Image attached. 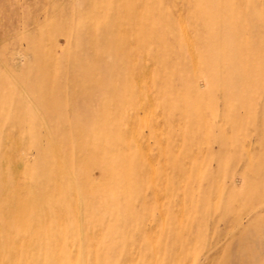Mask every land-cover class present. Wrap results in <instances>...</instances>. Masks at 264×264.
I'll return each instance as SVG.
<instances>
[{
	"label": "rangeland",
	"instance_id": "374dc122",
	"mask_svg": "<svg viewBox=\"0 0 264 264\" xmlns=\"http://www.w3.org/2000/svg\"><path fill=\"white\" fill-rule=\"evenodd\" d=\"M27 196L53 220L7 264H264V0H0V203Z\"/></svg>",
	"mask_w": 264,
	"mask_h": 264
},
{
	"label": "bare ground",
	"instance_id": "6f19581e",
	"mask_svg": "<svg viewBox=\"0 0 264 264\" xmlns=\"http://www.w3.org/2000/svg\"><path fill=\"white\" fill-rule=\"evenodd\" d=\"M18 190L19 188L15 187L12 191L16 192ZM40 199H41L40 196L39 197L38 196L36 197L27 196V197H24L23 199L20 197H17L14 199L12 198L10 201L0 203L1 212H4L7 209H9L7 208L9 207L8 203L11 205L10 210H7L8 213L4 212L3 214L4 222L0 224V233H2V235L4 233L3 236H1L0 234V245L4 242H9L12 237H15V236L20 237L21 232L24 229V227L25 228L28 227V230L31 227L32 228L33 227H37V228L47 227V224H49L53 220V217L51 214L46 213L47 216H44L42 218H37V216H35V214L31 212V210L39 204ZM11 233H15V235L14 234L11 235ZM20 253H22V251ZM17 255H18L17 251H13L12 258H11L12 261H10V264H14L17 260L19 261L21 255L20 256H17ZM0 264H7V260L5 261L2 255L0 256Z\"/></svg>",
	"mask_w": 264,
	"mask_h": 264
}]
</instances>
